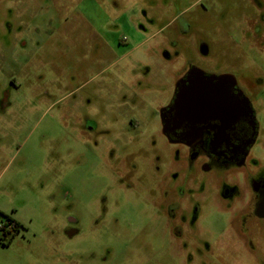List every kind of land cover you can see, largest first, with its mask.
<instances>
[{
    "label": "rangeland",
    "instance_id": "obj_1",
    "mask_svg": "<svg viewBox=\"0 0 264 264\" xmlns=\"http://www.w3.org/2000/svg\"><path fill=\"white\" fill-rule=\"evenodd\" d=\"M182 11L255 86L264 166V0H0V264H186L165 243L153 181L174 154L158 110ZM101 195L112 207L92 230ZM206 210L214 241L226 217ZM4 214L25 229L5 235ZM228 243L233 264H264V221H249L244 250Z\"/></svg>",
    "mask_w": 264,
    "mask_h": 264
},
{
    "label": "flooded vegetation",
    "instance_id": "obj_2",
    "mask_svg": "<svg viewBox=\"0 0 264 264\" xmlns=\"http://www.w3.org/2000/svg\"><path fill=\"white\" fill-rule=\"evenodd\" d=\"M169 23L174 30L165 43L174 56L164 55L177 63L176 77L171 97L158 110V132L174 154L169 164L162 162V178L153 175L155 190L161 193L155 208L165 243L186 264H233L228 242L234 240L235 250H244L249 221H264V166L252 159L261 128L253 99L255 86L244 77V66H233L225 59L227 51L220 47L214 51L198 19H191L188 11ZM154 167L158 174L160 167ZM108 198L101 195L99 208L90 213L92 230L109 213L104 210L112 207ZM212 205L226 217L214 241L204 233L206 209ZM4 217L1 231L5 235L16 236L25 229L12 216ZM74 223L76 219L70 217L68 224ZM74 235L67 232L66 240Z\"/></svg>",
    "mask_w": 264,
    "mask_h": 264
},
{
    "label": "trees",
    "instance_id": "obj_3",
    "mask_svg": "<svg viewBox=\"0 0 264 264\" xmlns=\"http://www.w3.org/2000/svg\"><path fill=\"white\" fill-rule=\"evenodd\" d=\"M5 226V225H4ZM3 227V226H2Z\"/></svg>",
    "mask_w": 264,
    "mask_h": 264
}]
</instances>
